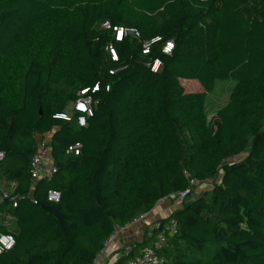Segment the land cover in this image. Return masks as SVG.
<instances>
[{
  "label": "trees",
  "instance_id": "1",
  "mask_svg": "<svg viewBox=\"0 0 264 264\" xmlns=\"http://www.w3.org/2000/svg\"><path fill=\"white\" fill-rule=\"evenodd\" d=\"M119 26L134 31L116 40ZM217 80L235 84L209 116ZM96 84L79 126L70 106ZM47 134L57 172L32 186ZM76 142L80 154H68ZM0 150V232L16 237L0 264H92L118 225L187 190L115 264L171 219L161 264H264V0H0Z\"/></svg>",
  "mask_w": 264,
  "mask_h": 264
},
{
  "label": "built area",
  "instance_id": "2",
  "mask_svg": "<svg viewBox=\"0 0 264 264\" xmlns=\"http://www.w3.org/2000/svg\"><path fill=\"white\" fill-rule=\"evenodd\" d=\"M115 30V38L116 40H122L123 36L128 31H134L133 28L128 27H114ZM135 35L137 37L140 36L139 32L136 31ZM160 37L158 38V40ZM149 45L150 42L144 43V49L143 53L149 52ZM171 45V47H169ZM174 48V42L173 41H166L165 44L162 47V51L165 53H171ZM111 51V57L114 60L118 59V54L116 50L110 46L109 47ZM161 60L156 59L152 65L151 69L153 71H158L161 67ZM99 89V85L96 84L92 88H82L79 92V96L76 98V100L71 104L70 108H72L74 111L78 112L79 115L77 117V123L79 126H86L87 124V118L89 116H92L94 113V100L90 92H95ZM108 89V88H107ZM56 117L64 118V119H70L69 112H62L59 113ZM49 135H45L42 140L39 143L38 150L35 153V155L32 158L31 165H30V174L32 179V186L41 178H47L50 179L53 177V175L57 172V168L51 163H49L47 157L49 156ZM82 150V144L80 142H76L72 145H70L67 149L68 154L73 155H79ZM5 152L0 150V162L5 158ZM192 184H196L197 181L195 179L191 180ZM188 191V190H187ZM187 191L179 192L170 194L168 196H165L158 200L157 205H161L171 199H177L185 196ZM1 193V189H0ZM2 198L9 197V193L7 191L2 192L1 194ZM47 199L52 202H58L61 199V192L58 190H49L47 193ZM13 200V206L16 207L18 205V201L15 197H12ZM2 212L0 208V213ZM148 216V212L141 213L136 218L132 219L130 222H128L126 225H118L111 236L108 238V240L105 242V245L103 249L100 251L96 259L92 264H98L101 257L106 254L107 249L111 245V243L117 239L119 234L124 231L127 227L134 226L135 224H138L140 222L146 221ZM4 223L6 225H9L10 218H6L4 220ZM162 224L160 221H155L151 224L147 236H151L153 234L154 229L161 227ZM177 232V222L175 219H171L168 223H166L165 228H163L156 237V240L153 241V243L150 246H147L140 250V253L135 254L134 256L130 257L125 261V263L122 264H161L164 262V259L159 255L158 251L159 249L164 248V246L168 243V237L171 235H174ZM16 244V237L11 232H0V255L5 250L12 249ZM134 249V243L133 242H127L122 246V253L119 260L121 259L122 255H130ZM118 260V261H119Z\"/></svg>",
  "mask_w": 264,
  "mask_h": 264
},
{
  "label": "crops",
  "instance_id": "3",
  "mask_svg": "<svg viewBox=\"0 0 264 264\" xmlns=\"http://www.w3.org/2000/svg\"><path fill=\"white\" fill-rule=\"evenodd\" d=\"M48 162L51 163V156L47 157ZM169 201L155 206V208L148 213L146 221L135 224L134 226L127 227L122 231L117 239H115L103 255L98 264H115L122 253V246L127 242L142 241L147 236L148 230L152 223L157 220L169 216L177 207L180 206L181 200L175 204ZM169 205V206H168Z\"/></svg>",
  "mask_w": 264,
  "mask_h": 264
},
{
  "label": "rangeland",
  "instance_id": "4",
  "mask_svg": "<svg viewBox=\"0 0 264 264\" xmlns=\"http://www.w3.org/2000/svg\"><path fill=\"white\" fill-rule=\"evenodd\" d=\"M129 28V27H128ZM111 53V51H110ZM112 56V55H111ZM234 81L228 80H217L215 88L208 93L207 101H206V108L207 113L209 116H212L216 113L222 106H224L229 99V94L234 86ZM183 85L186 90H199L200 85L196 81L185 80L183 81ZM245 154L236 156L233 160H238L242 158ZM211 182H204L202 183L196 190L195 194L201 193L204 189L210 186ZM182 200L181 198L171 199L169 200L170 203L175 204ZM177 201V202H176ZM168 202V204H169ZM169 206V205H168Z\"/></svg>",
  "mask_w": 264,
  "mask_h": 264
},
{
  "label": "snow or ice",
  "instance_id": "5",
  "mask_svg": "<svg viewBox=\"0 0 264 264\" xmlns=\"http://www.w3.org/2000/svg\"><path fill=\"white\" fill-rule=\"evenodd\" d=\"M169 47H171V45H169Z\"/></svg>",
  "mask_w": 264,
  "mask_h": 264
}]
</instances>
